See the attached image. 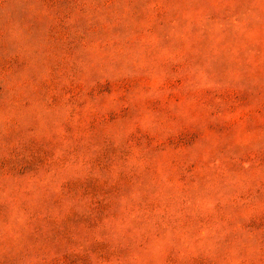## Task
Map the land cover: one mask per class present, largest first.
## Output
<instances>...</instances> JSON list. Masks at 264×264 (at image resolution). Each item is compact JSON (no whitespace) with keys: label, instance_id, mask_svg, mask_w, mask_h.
Listing matches in <instances>:
<instances>
[{"label":"rangeland","instance_id":"374dc122","mask_svg":"<svg viewBox=\"0 0 264 264\" xmlns=\"http://www.w3.org/2000/svg\"><path fill=\"white\" fill-rule=\"evenodd\" d=\"M0 264H264V0H0Z\"/></svg>","mask_w":264,"mask_h":264}]
</instances>
